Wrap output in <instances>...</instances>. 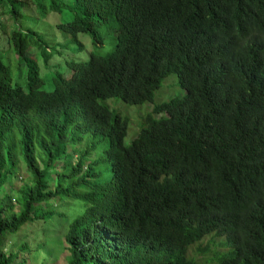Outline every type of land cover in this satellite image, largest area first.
Returning a JSON list of instances; mask_svg holds the SVG:
<instances>
[{"label": "trees", "instance_id": "obj_1", "mask_svg": "<svg viewBox=\"0 0 264 264\" xmlns=\"http://www.w3.org/2000/svg\"><path fill=\"white\" fill-rule=\"evenodd\" d=\"M64 11L63 34L103 45L104 27L115 45L68 64L46 92L37 56L55 47L21 23ZM0 15L27 72L26 89L11 85L0 50V189L21 164L30 173L17 209L0 195V264L18 256L7 236L50 218L56 197L86 204L65 234L66 264H264V0H0ZM172 73L185 93L154 104L125 145L127 119L103 101L152 102ZM86 135L107 141L105 183ZM210 234L228 251L188 258Z\"/></svg>", "mask_w": 264, "mask_h": 264}, {"label": "rangeland", "instance_id": "obj_2", "mask_svg": "<svg viewBox=\"0 0 264 264\" xmlns=\"http://www.w3.org/2000/svg\"><path fill=\"white\" fill-rule=\"evenodd\" d=\"M71 19L72 15L68 11H64L61 14H49L42 19L35 16L34 19H25L21 23L22 28H31L37 31L51 49L55 47L53 55L46 63H42L40 56H37V51L31 49V53L38 57V63L41 67L40 76L43 80L41 89L46 92L53 90L56 74L66 78L71 75L68 64L87 61L91 53L101 56L105 55L111 52L115 45V34L112 31H104V27L101 29L104 35L103 45L94 44L92 37L87 33H78L75 37H72L63 34L56 28L57 24L67 23ZM0 20L8 23L4 15H0ZM13 28L14 26L11 27V30ZM79 44L82 45L81 48H79ZM0 50H4L2 54L15 65L16 56L5 42L1 30ZM26 77V67L23 64L11 66V85H18L26 89ZM184 93V89L179 86L176 74L172 73L162 79L159 88L154 92L152 102L128 105L118 98H108L103 103L111 111L127 119V131L123 142L128 145L137 136L144 117L151 112L154 104L166 102L174 97H180ZM161 116H164V114L156 115L157 118ZM82 138L81 148H86L90 144L95 145L91 152L92 157L98 159L99 169L103 172L99 182L105 183L109 181L111 172L105 160L107 141L102 137L95 138L90 135L82 136ZM20 166L16 177L12 180V184L5 185L0 189V195L8 193L13 198L12 202L15 203L16 209L18 208V205H16L17 189L30 176L26 167L23 164ZM51 204L52 215L50 218L44 221L26 223L19 231L7 236L5 241L6 248L18 253L17 259L13 264H66L68 250L65 234L70 222L83 213L86 204L80 200L66 197H56L52 199ZM223 240V237L207 235L199 243L197 242L198 244L195 243V245L188 248V258H193L196 262L203 263L212 258V254H217L215 259V262H217L218 258L225 254L228 249L226 250L224 246L219 245L220 249L218 250L213 248V243L216 244ZM208 243H211V246H206ZM23 244L26 247H23Z\"/></svg>", "mask_w": 264, "mask_h": 264}]
</instances>
